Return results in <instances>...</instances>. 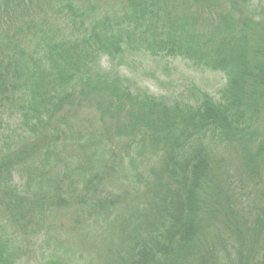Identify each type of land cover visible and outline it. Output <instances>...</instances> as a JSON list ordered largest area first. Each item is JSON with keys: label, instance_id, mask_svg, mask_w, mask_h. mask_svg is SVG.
<instances>
[{"label": "trees", "instance_id": "1", "mask_svg": "<svg viewBox=\"0 0 264 264\" xmlns=\"http://www.w3.org/2000/svg\"><path fill=\"white\" fill-rule=\"evenodd\" d=\"M0 264H264V0H0Z\"/></svg>", "mask_w": 264, "mask_h": 264}, {"label": "rangeland", "instance_id": "2", "mask_svg": "<svg viewBox=\"0 0 264 264\" xmlns=\"http://www.w3.org/2000/svg\"><path fill=\"white\" fill-rule=\"evenodd\" d=\"M163 67V62L154 61L148 57L143 60V69L141 72L126 70L124 73H128L130 76L135 78L139 86L148 87L152 92L157 94L166 93L171 96L177 95L181 92L185 88L183 85L186 82L191 81V79L194 80V84L197 87H203L204 89L207 88L209 91H213L223 83V77L220 74L201 72L192 68L187 69L185 67V63L182 61L171 63L168 65L167 71H164ZM145 69L147 72L156 71V78L153 79L147 77L146 79H143Z\"/></svg>", "mask_w": 264, "mask_h": 264}]
</instances>
